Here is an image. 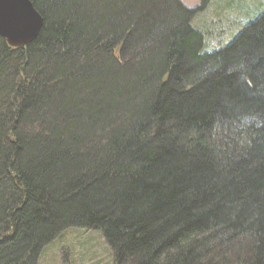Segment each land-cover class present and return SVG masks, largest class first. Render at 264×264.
<instances>
[{
  "label": "trees",
  "instance_id": "obj_1",
  "mask_svg": "<svg viewBox=\"0 0 264 264\" xmlns=\"http://www.w3.org/2000/svg\"><path fill=\"white\" fill-rule=\"evenodd\" d=\"M30 2L33 41L0 36V264L70 227L113 264H264V9L208 52V0Z\"/></svg>",
  "mask_w": 264,
  "mask_h": 264
},
{
  "label": "rangeland",
  "instance_id": "obj_2",
  "mask_svg": "<svg viewBox=\"0 0 264 264\" xmlns=\"http://www.w3.org/2000/svg\"><path fill=\"white\" fill-rule=\"evenodd\" d=\"M179 1L190 8L202 3V0ZM208 1L191 21L192 26L205 33L203 49L208 52L231 41L246 22L264 9V0H234L231 5L228 4L231 0ZM234 3L241 4V9ZM37 264H113V260L101 232L70 227L43 246Z\"/></svg>",
  "mask_w": 264,
  "mask_h": 264
},
{
  "label": "water",
  "instance_id": "obj_3",
  "mask_svg": "<svg viewBox=\"0 0 264 264\" xmlns=\"http://www.w3.org/2000/svg\"><path fill=\"white\" fill-rule=\"evenodd\" d=\"M43 20L30 0H0V36L18 48L32 42Z\"/></svg>",
  "mask_w": 264,
  "mask_h": 264
},
{
  "label": "bare ground",
  "instance_id": "obj_4",
  "mask_svg": "<svg viewBox=\"0 0 264 264\" xmlns=\"http://www.w3.org/2000/svg\"><path fill=\"white\" fill-rule=\"evenodd\" d=\"M39 256H40V253H39V255L37 256L38 258H37V261H38V259H39ZM37 264V263H36Z\"/></svg>",
  "mask_w": 264,
  "mask_h": 264
}]
</instances>
